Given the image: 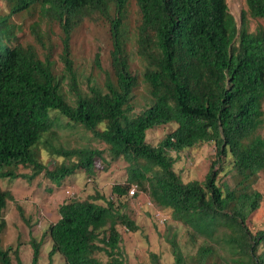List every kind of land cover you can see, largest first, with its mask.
Masks as SVG:
<instances>
[{
    "label": "trees",
    "instance_id": "16d2710c",
    "mask_svg": "<svg viewBox=\"0 0 264 264\" xmlns=\"http://www.w3.org/2000/svg\"><path fill=\"white\" fill-rule=\"evenodd\" d=\"M4 1L8 12L0 15V179H32L43 173L59 183L81 169L93 173L95 161L104 159L100 149L52 144V113L57 112L70 127L80 125L102 142L110 159L127 163V182L114 184L112 195L120 199L134 184L147 192L154 206L170 209L172 219L185 225L192 239L202 238L195 253L186 256L176 233L170 232L165 238L174 264H264V228L253 231L246 224L264 198L254 188L264 170V136L254 135L263 122L264 29L248 27V17L264 20V0H245L239 22L226 0ZM131 2L137 12L135 50L150 97L138 112H133L132 99L140 80L127 48ZM37 8L60 29L62 67L51 58L38 21L31 26L35 44L16 40L10 18ZM85 19L106 24L111 47L103 83L94 81L83 89L71 36ZM95 63L100 67L98 54ZM171 122L174 129L155 145L146 141L148 129ZM204 142L215 146L204 179L182 180L170 152ZM40 144L63 160L52 166L44 163L37 151ZM227 159L232 183H218ZM18 166L31 173H19ZM8 200H13L11 191L0 187V236ZM16 208L26 220L21 206ZM57 210V220L47 228V264L55 253L64 264H126L117 227L134 231L137 226L120 204L95 191L85 199L69 197ZM29 244V264H39L42 241L31 236ZM149 258L151 264H162L154 252ZM0 264H23L18 245L2 248L0 238Z\"/></svg>",
    "mask_w": 264,
    "mask_h": 264
},
{
    "label": "rangeland",
    "instance_id": "374dc122",
    "mask_svg": "<svg viewBox=\"0 0 264 264\" xmlns=\"http://www.w3.org/2000/svg\"><path fill=\"white\" fill-rule=\"evenodd\" d=\"M229 12L239 22L240 13L245 10V0H226ZM8 12V5L4 0H0V15ZM137 12L134 2L129 7L127 18L128 42L127 48L130 53L131 66L139 77V85L134 90L132 104L133 112L141 110L145 103L149 101V92L146 83L142 80L143 62L135 50V24ZM39 22L41 30L44 32L45 45L50 47L51 58L57 62L58 67H62L59 60L61 50L60 29L56 23L50 22L46 17H42L38 8L32 13L20 12L10 18L16 28V40L23 45L35 44L31 33L33 22ZM248 27L254 31L257 27L264 29V20L261 18L248 17ZM37 47H39L37 45ZM110 40L107 34V26L101 20L85 19L72 33L71 52L74 59V66L78 71L79 80L83 89L88 83L96 81L103 83L104 71L109 69ZM41 51L42 48L39 47ZM96 54L99 56L100 67L95 63ZM263 122L257 128L254 135L264 136V98L262 100ZM55 118V137L52 139L54 146L81 147L91 146L102 151L104 159L98 158L92 167L93 173L88 175L84 170H79L66 176L59 183L56 180L46 178L43 173L27 179L18 177L11 179L5 177L0 179V187L9 189L13 195V200H8L3 211L6 227L1 233V247L8 245H18V252L23 264H29L32 249L29 244L30 237L41 240L39 264L49 262L48 251L51 247V240L47 236V228L50 223L58 218V205L69 199L65 194V189H73L75 197L85 199L99 191L106 199L113 200L121 209L134 220L137 228L134 231L127 230L125 226L119 224L118 230L121 234L120 248L126 264H151L149 253L158 254L162 264H174V258L166 241L170 232L176 233V239L181 250L186 256L193 255L199 244L201 237L192 239L187 231V227L181 222L173 220L170 209H162L154 206L145 190L134 187L132 197L123 196L120 199L112 195L111 188L114 184H126L127 163L122 158L110 159L105 145L95 139L91 133L84 130L80 125L70 127L69 122L57 112H53ZM175 123H167L147 130L146 141L155 145L167 132L174 129ZM103 124H100V128ZM40 158L44 163L52 166L60 163L63 158L51 156L42 144L37 147ZM176 158L174 170L182 180H203L208 171L209 164L214 158L215 146L213 142H204L197 146L183 149L180 152H170ZM55 162V163H54ZM230 160L224 163L222 171L218 175V183L226 180L232 183L230 177ZM217 168V166H216ZM19 173L28 175L31 169L18 166ZM89 179V180H88ZM134 185V184H132ZM254 188L264 195V170L259 173ZM99 203L105 201L100 199ZM20 205L26 220L18 213L16 208ZM160 212L164 219L162 222L155 218V212ZM247 226L256 231L264 228V198L260 202L257 210L250 213L246 219ZM97 256L105 259L102 253ZM13 259V258H12ZM13 261H15L13 259ZM50 264H64L59 253L52 256Z\"/></svg>",
    "mask_w": 264,
    "mask_h": 264
},
{
    "label": "built area",
    "instance_id": "2783aa9c",
    "mask_svg": "<svg viewBox=\"0 0 264 264\" xmlns=\"http://www.w3.org/2000/svg\"><path fill=\"white\" fill-rule=\"evenodd\" d=\"M89 180V179H88ZM134 187H136L135 185H131L129 188H128V190H127V193L125 194V196H127L128 198H130V197H132V195L134 194V191H135V189H134ZM65 194L66 195H68V196H75V191L74 190H72V189H65ZM155 218L158 220V221H160V222H162V220L164 219V216H162L161 214H160V212H155Z\"/></svg>",
    "mask_w": 264,
    "mask_h": 264
},
{
    "label": "clouds",
    "instance_id": "9594fccd",
    "mask_svg": "<svg viewBox=\"0 0 264 264\" xmlns=\"http://www.w3.org/2000/svg\"><path fill=\"white\" fill-rule=\"evenodd\" d=\"M73 190V189H72ZM65 191V190H64ZM68 196V195H67ZM68 197H75V196H68Z\"/></svg>",
    "mask_w": 264,
    "mask_h": 264
}]
</instances>
